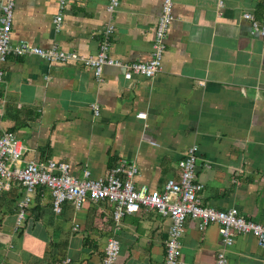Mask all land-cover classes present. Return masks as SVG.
Returning <instances> with one entry per match:
<instances>
[{
  "label": "crops",
  "instance_id": "obj_1",
  "mask_svg": "<svg viewBox=\"0 0 264 264\" xmlns=\"http://www.w3.org/2000/svg\"><path fill=\"white\" fill-rule=\"evenodd\" d=\"M107 4L67 0L55 29L58 0H15L11 42L93 55L112 21L109 55L124 63L148 60L162 0H119L113 14ZM244 12L264 23V0H173L162 68L151 78L125 79L122 68L104 66L98 79L79 63L8 55L0 131L24 145L19 165L53 159L67 162L74 176L88 170L96 177L126 159L138 168L137 187L161 189L196 145L202 203L236 207L264 224V36L252 31ZM25 195L18 185L0 190V264H60L66 256L71 264H101L110 237L120 245L115 264H165L170 220L154 209L117 224L105 201L79 209L67 202L56 214L49 190L38 188L19 219ZM221 247L217 225L201 231L186 220L183 264H213ZM226 255L227 264H264V248L251 233L235 235Z\"/></svg>",
  "mask_w": 264,
  "mask_h": 264
},
{
  "label": "built area",
  "instance_id": "obj_2",
  "mask_svg": "<svg viewBox=\"0 0 264 264\" xmlns=\"http://www.w3.org/2000/svg\"><path fill=\"white\" fill-rule=\"evenodd\" d=\"M67 0H58L57 13L53 17L54 28L58 29L62 21V12ZM15 0H0V119L3 116V98L1 94L4 64L8 55H36L48 63H79L90 68L95 77L101 79L104 66H117L123 69V77L131 79L134 75L151 78L161 70V59L165 50V37L173 19V0H162L158 16L151 57L145 61L121 62L109 55L111 39L115 32L112 21L104 27L102 39L95 54L82 56L74 51H65L53 45L42 48L28 42H11ZM119 0H108L107 11L113 14ZM252 31L264 36V23L259 22L251 13L244 12ZM94 113L97 105L92 104ZM139 117L145 113H139ZM22 142L12 132L0 131V190H9L13 185L24 189L26 195L17 204L18 218H23L31 198L30 194L38 188H46L51 195L52 210L58 214L65 203L75 209L84 203L105 201L111 206V218L117 224L125 215L141 208L154 209L167 217L170 224L165 240V264H183L180 251V239L187 219L197 221L199 230L215 224L221 238L222 247L217 251L213 264H227L226 248L234 242L237 234H253L260 247L264 248V224L244 218L236 207L215 209L204 205L200 193L203 184L196 178V159L198 147H188L178 161V175L167 179L161 189L137 187L134 178L138 173L135 163L119 159L104 175L92 177L88 170L77 177L70 173L69 164L64 161L47 159L45 161H26L19 165L25 151ZM79 225L74 224L73 229ZM120 251L119 241L110 237L104 247L101 264H115ZM60 264H71L66 256Z\"/></svg>",
  "mask_w": 264,
  "mask_h": 264
}]
</instances>
